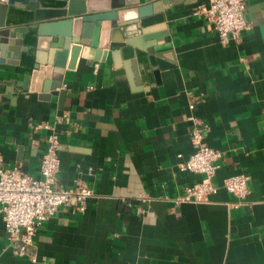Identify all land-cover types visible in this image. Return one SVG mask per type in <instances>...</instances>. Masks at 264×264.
<instances>
[{
	"label": "crops",
	"instance_id": "obj_1",
	"mask_svg": "<svg viewBox=\"0 0 264 264\" xmlns=\"http://www.w3.org/2000/svg\"><path fill=\"white\" fill-rule=\"evenodd\" d=\"M206 2L124 22L117 47L65 69V94L46 96L51 73L41 91L34 56L0 57L4 166L41 177L48 123L61 140L56 187L95 192L85 211L60 207L23 255L0 214V264H264V0H246L250 27L227 43L197 12ZM190 116L222 152L218 191L177 203L201 178L179 168L195 148ZM238 173L250 176L244 199L224 187Z\"/></svg>",
	"mask_w": 264,
	"mask_h": 264
},
{
	"label": "built area",
	"instance_id": "obj_2",
	"mask_svg": "<svg viewBox=\"0 0 264 264\" xmlns=\"http://www.w3.org/2000/svg\"><path fill=\"white\" fill-rule=\"evenodd\" d=\"M245 10L246 0H209L201 3L197 12L206 16L218 31L221 41L227 43L232 35L237 36L250 27ZM98 66L99 63H96ZM195 104L191 102L189 108L193 109ZM190 119L195 124L191 131L195 148L186 159L180 161L179 168L180 171L199 174L201 178L185 187L184 193L176 199L177 203L207 202L218 191L212 180L222 152L205 142V126L203 128L202 122L194 116H190ZM39 127L50 131L41 160V177L24 172L19 165L5 167L0 154V214L5 222L7 237L20 255L27 253L38 228L60 207L77 203L79 210L85 211L87 199L95 195L93 188L87 185L56 187V176L61 167L60 133L48 123ZM249 179L248 174L238 173L226 178L224 187L244 199L249 194ZM21 228L25 231L21 232Z\"/></svg>",
	"mask_w": 264,
	"mask_h": 264
},
{
	"label": "water",
	"instance_id": "obj_3",
	"mask_svg": "<svg viewBox=\"0 0 264 264\" xmlns=\"http://www.w3.org/2000/svg\"><path fill=\"white\" fill-rule=\"evenodd\" d=\"M94 2L0 0V57L7 61L25 53L34 56L41 91L51 73L46 96L65 94L60 90L61 77L66 68L77 66L82 54L91 60L101 59L106 49L117 47L121 24L163 12L177 0H105L103 6ZM153 36L159 39L164 34ZM156 60L157 68L162 69L165 63Z\"/></svg>",
	"mask_w": 264,
	"mask_h": 264
}]
</instances>
